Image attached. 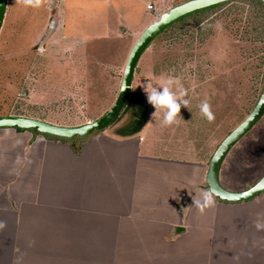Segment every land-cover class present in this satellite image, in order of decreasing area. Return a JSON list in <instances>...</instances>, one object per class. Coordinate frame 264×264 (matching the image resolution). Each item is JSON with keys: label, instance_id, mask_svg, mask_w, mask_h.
<instances>
[{"label": "crops", "instance_id": "crops-1", "mask_svg": "<svg viewBox=\"0 0 264 264\" xmlns=\"http://www.w3.org/2000/svg\"><path fill=\"white\" fill-rule=\"evenodd\" d=\"M84 1L66 0L58 16L70 34L102 37L144 26L158 3L174 0ZM139 95L137 130L133 120L72 138L0 128V263L264 264V229L255 227L264 192L245 202L216 196L201 214L193 199L209 188L211 159L189 136L184 106L164 127Z\"/></svg>", "mask_w": 264, "mask_h": 264}, {"label": "rangeland", "instance_id": "rangeland-1", "mask_svg": "<svg viewBox=\"0 0 264 264\" xmlns=\"http://www.w3.org/2000/svg\"><path fill=\"white\" fill-rule=\"evenodd\" d=\"M65 1L44 0L41 7L32 8L9 0L0 32V116H39L69 126L101 117L118 96L128 56L142 32L163 12L187 0L162 1L149 11L144 26L102 37L68 33V22L58 16ZM182 58L191 63L182 67ZM188 67L197 69L195 74ZM191 75H196L194 80ZM170 76L188 90L183 116L189 136L210 160L253 110L264 89V2L230 0L164 29L142 55L113 129L143 118L146 112L139 93L147 96L145 87L157 86ZM204 100L215 114L211 123L199 110ZM173 148L171 144L169 149ZM263 175L264 116L227 155L221 182L239 191ZM4 257L0 255L3 262Z\"/></svg>", "mask_w": 264, "mask_h": 264}, {"label": "water", "instance_id": "water-1", "mask_svg": "<svg viewBox=\"0 0 264 264\" xmlns=\"http://www.w3.org/2000/svg\"><path fill=\"white\" fill-rule=\"evenodd\" d=\"M230 0H187L163 12L156 20L150 23L140 35L139 40L132 47L128 56L123 81L114 104L101 117L85 124L65 126L43 119L22 115L0 116V128H22L25 130L37 129L42 134H51L58 137L72 138L86 136L95 130H102L109 126L123 110L131 91L134 74L138 62L151 42L169 25L181 17L197 10L208 8ZM264 2V0H261ZM8 0H0V31L3 26ZM264 116V89L249 115L235 127L221 142L214 152L207 171L206 181L213 187L221 200L229 202H245L256 198L264 192V175L251 187L245 190H231L221 182L223 163L231 149L261 120Z\"/></svg>", "mask_w": 264, "mask_h": 264}, {"label": "clouds", "instance_id": "clouds-1", "mask_svg": "<svg viewBox=\"0 0 264 264\" xmlns=\"http://www.w3.org/2000/svg\"><path fill=\"white\" fill-rule=\"evenodd\" d=\"M25 7L39 8L44 0H18ZM147 102L155 108L153 115L159 111H163L162 126L169 127L177 123V117L180 116L181 107H188L189 101L185 98L188 95V90L180 83L179 80L169 77L157 86L147 88ZM201 115L208 121L215 120V114L207 100H204L199 105ZM217 191L213 187H209L199 193V198L193 199V205L203 214L206 209L215 206ZM3 222H0V227H3ZM255 227L258 230L264 229V223L257 220Z\"/></svg>", "mask_w": 264, "mask_h": 264}, {"label": "trees", "instance_id": "trees-1", "mask_svg": "<svg viewBox=\"0 0 264 264\" xmlns=\"http://www.w3.org/2000/svg\"><path fill=\"white\" fill-rule=\"evenodd\" d=\"M218 5V4H217ZM217 5H214V6H211V7H215V6H217ZM210 7H208V8H204V9H201V10H197V11H195L194 13H191V14H188V15H186V16H189V15H193V14H195V13H198V12H201V11H204V10H206V9H209ZM186 16H184V17H186ZM184 17H182V18H184ZM182 18H180V19H182ZM142 106L144 107L145 106V104L144 103H142ZM142 107V108H143ZM144 112H146V109H144ZM120 115V114H119ZM118 115V116H119ZM117 116V117H118ZM116 117V118H117ZM116 118L114 119V121L113 122H115L116 121ZM133 121L135 122L134 124H135V129L137 130V129H139L142 125H143V119L142 118H140V119H133ZM18 129H20V130H24V129H22V128H18ZM30 130H32V131H35V132H38L37 131V129H30ZM47 135H49V136H53V137H56V138H58V136H54V135H50V134H47ZM63 138V137H62Z\"/></svg>", "mask_w": 264, "mask_h": 264}, {"label": "built area", "instance_id": "built-area-1", "mask_svg": "<svg viewBox=\"0 0 264 264\" xmlns=\"http://www.w3.org/2000/svg\"><path fill=\"white\" fill-rule=\"evenodd\" d=\"M149 8H152V5H149Z\"/></svg>", "mask_w": 264, "mask_h": 264}]
</instances>
